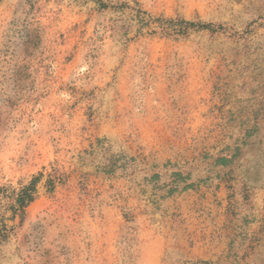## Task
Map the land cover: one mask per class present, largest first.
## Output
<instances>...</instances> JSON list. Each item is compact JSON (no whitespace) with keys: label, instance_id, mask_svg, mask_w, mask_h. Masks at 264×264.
Wrapping results in <instances>:
<instances>
[{"label":"rangeland","instance_id":"obj_1","mask_svg":"<svg viewBox=\"0 0 264 264\" xmlns=\"http://www.w3.org/2000/svg\"><path fill=\"white\" fill-rule=\"evenodd\" d=\"M0 264H264V0H0Z\"/></svg>","mask_w":264,"mask_h":264},{"label":"trees","instance_id":"obj_2","mask_svg":"<svg viewBox=\"0 0 264 264\" xmlns=\"http://www.w3.org/2000/svg\"><path fill=\"white\" fill-rule=\"evenodd\" d=\"M167 23V28L178 32H186L188 29L193 27L206 28L211 26L210 24H204L201 22L197 23L185 19H168ZM35 192L36 183L34 182L30 187L25 188L23 193L25 195H22V197L19 199L21 208L18 210H24V208L35 199ZM18 210H15V214L19 212Z\"/></svg>","mask_w":264,"mask_h":264}]
</instances>
